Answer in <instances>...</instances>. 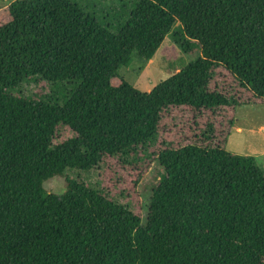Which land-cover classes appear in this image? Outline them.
<instances>
[{
	"label": "trees",
	"instance_id": "obj_1",
	"mask_svg": "<svg viewBox=\"0 0 264 264\" xmlns=\"http://www.w3.org/2000/svg\"><path fill=\"white\" fill-rule=\"evenodd\" d=\"M103 20L74 0L0 11V264H264V167L225 148L235 108L264 104V0H135ZM174 25L201 56L149 91L115 84ZM61 124L74 136L54 143Z\"/></svg>",
	"mask_w": 264,
	"mask_h": 264
},
{
	"label": "rangeland",
	"instance_id": "obj_2",
	"mask_svg": "<svg viewBox=\"0 0 264 264\" xmlns=\"http://www.w3.org/2000/svg\"><path fill=\"white\" fill-rule=\"evenodd\" d=\"M13 0H0V11ZM103 22L117 24L123 21L135 0H74ZM116 28V27H115ZM115 28L112 31H115ZM174 25L165 36L162 43L146 63H140L135 57L127 65L118 70L114 79L115 84L120 79L126 80L140 91H149L160 81L169 77L175 71L201 56V50L196 41H190L182 36V31ZM179 29V30H178ZM174 39H178L183 48ZM115 78V77H114ZM44 81L33 80L23 83L21 90L24 94L35 95L49 91ZM184 118L182 112L175 115V120ZM166 124H170L166 122ZM74 136V132L66 125H59L53 139L54 143L62 142ZM225 148L231 153L246 154L255 157L256 164L264 167V104L239 105L234 110L233 122L225 143ZM161 167L154 160L137 185L142 204V214H145L146 204L153 186L158 181ZM64 178L54 177L45 183L48 190L59 193L63 187Z\"/></svg>",
	"mask_w": 264,
	"mask_h": 264
}]
</instances>
